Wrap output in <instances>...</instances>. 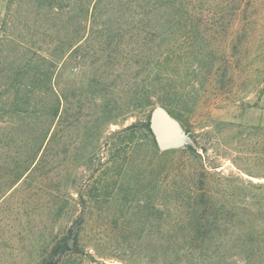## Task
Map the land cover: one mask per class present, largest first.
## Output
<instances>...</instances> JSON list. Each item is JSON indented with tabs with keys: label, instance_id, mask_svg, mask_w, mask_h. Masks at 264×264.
Here are the masks:
<instances>
[{
	"label": "rangeland",
	"instance_id": "rangeland-1",
	"mask_svg": "<svg viewBox=\"0 0 264 264\" xmlns=\"http://www.w3.org/2000/svg\"><path fill=\"white\" fill-rule=\"evenodd\" d=\"M4 7L0 0V13ZM59 18L63 22L50 44L39 41L41 31L29 44L38 56L56 62L60 110L51 140L27 171L30 138L38 126H12L14 97L0 88V264H45L71 228L73 252L61 264H168V243L185 237L171 227L183 223L190 192H208L218 206L244 207L246 202L228 194L247 189L249 182L264 185V77L248 67L264 53V19L247 49H233L231 37L216 36V62L237 67L236 92L216 94L203 84L206 74L192 87L189 67L169 69L174 83L187 86L179 93L195 94L196 104L188 113L163 108L180 126L182 144L161 149L142 129L153 109L134 105L123 93L125 44L116 26L104 27L115 18L66 12Z\"/></svg>",
	"mask_w": 264,
	"mask_h": 264
},
{
	"label": "trees",
	"instance_id": "trees-1",
	"mask_svg": "<svg viewBox=\"0 0 264 264\" xmlns=\"http://www.w3.org/2000/svg\"><path fill=\"white\" fill-rule=\"evenodd\" d=\"M4 5V12L0 13V74L6 76L0 88L14 97L10 103L11 125L38 126V134L30 138L32 150L23 171L31 169L41 149L51 140L50 128L55 126L60 110V98L54 92L56 62L38 56L35 46L29 44L38 31L43 36L39 41L44 39L43 44H50L64 12L93 20L115 18L104 27L116 26L117 36L123 40L120 44H125V52L121 53L124 71L120 76L123 93L141 108L162 106L184 113L196 104V95L179 93L186 91L187 86L174 83L169 69L179 72L184 65L189 67L187 82L192 87L201 84L198 78L206 74L203 84L211 85L216 94L236 92L237 67L228 60L216 62V36L224 34L228 40L231 37L233 49H247L251 39L256 40L258 20L264 19V0H4ZM156 17L161 21L155 22ZM77 28L82 29V25L77 23ZM113 60L110 56L109 72L114 69ZM256 61L264 62L263 52L257 53L248 67L264 77V66L254 67ZM133 66L136 68L132 74L125 76V70ZM262 85L264 93V81ZM113 86L114 82L110 89ZM142 129L149 138V126ZM189 149L196 154L194 147ZM246 185L247 189L236 187V192L228 194L240 204L246 202L244 207L226 203L218 206L208 192L198 195L192 191L186 196L184 221L180 227H171L185 237L168 243V264H264V185ZM176 194L179 199L183 192ZM73 229L69 230L68 239L55 244L45 264H61L73 252L69 246Z\"/></svg>",
	"mask_w": 264,
	"mask_h": 264
},
{
	"label": "water",
	"instance_id": "water-1",
	"mask_svg": "<svg viewBox=\"0 0 264 264\" xmlns=\"http://www.w3.org/2000/svg\"><path fill=\"white\" fill-rule=\"evenodd\" d=\"M149 128L156 145L161 149L177 147L182 144L180 126L163 107L157 106L152 110ZM73 237L74 234L69 242L70 247L73 245Z\"/></svg>",
	"mask_w": 264,
	"mask_h": 264
}]
</instances>
